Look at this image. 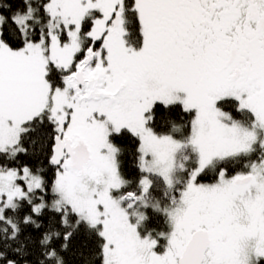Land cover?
Segmentation results:
<instances>
[{
  "label": "snow or ice",
  "instance_id": "snow-or-ice-1",
  "mask_svg": "<svg viewBox=\"0 0 264 264\" xmlns=\"http://www.w3.org/2000/svg\"><path fill=\"white\" fill-rule=\"evenodd\" d=\"M0 264H264V0H0Z\"/></svg>",
  "mask_w": 264,
  "mask_h": 264
}]
</instances>
